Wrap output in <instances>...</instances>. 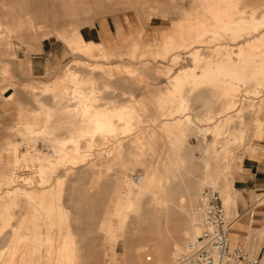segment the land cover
Instances as JSON below:
<instances>
[{
	"label": "rangeland",
	"instance_id": "1",
	"mask_svg": "<svg viewBox=\"0 0 264 264\" xmlns=\"http://www.w3.org/2000/svg\"><path fill=\"white\" fill-rule=\"evenodd\" d=\"M213 1L0 0V264H128L133 249L124 238L136 232L134 219L144 209L152 206L166 223L173 212L193 215L198 197L191 205L177 201L189 179L203 183L199 195L208 175L217 178L213 186L224 201L221 186L233 188L243 159L264 140V0L255 8L242 0L221 1L219 8ZM226 2L237 3L244 15L233 20ZM214 9L221 10L220 22ZM251 12L260 25L254 33L246 24ZM101 25L106 29L100 33ZM199 35L205 41L197 42ZM43 47L54 55L41 74H33L31 58L43 56ZM199 47L209 62L203 80L204 71L190 56ZM223 51L232 55L230 71L219 64ZM250 55L254 79L243 80L239 59L243 65ZM181 70L191 79L177 89L172 78ZM89 102L94 111L123 109L129 115L112 119L114 133L91 131L83 140L68 141L76 115L85 119L80 123L87 131L93 126ZM261 196L264 191L253 197ZM255 200L251 204L264 206ZM130 202L135 211L124 219ZM244 207L238 212L253 205ZM225 209L229 219L236 215ZM82 211L87 220H80ZM252 242L264 246V235ZM149 246L144 243L138 264L155 261Z\"/></svg>",
	"mask_w": 264,
	"mask_h": 264
},
{
	"label": "bare ground",
	"instance_id": "2",
	"mask_svg": "<svg viewBox=\"0 0 264 264\" xmlns=\"http://www.w3.org/2000/svg\"><path fill=\"white\" fill-rule=\"evenodd\" d=\"M98 1V0H97ZM209 1H212V0H206V2H209ZM221 1H225V0H214L212 3H211V6H215V7H219V6H221V4H220V2ZM258 1H260V0H242V3H243V6H245V7H251V8H255V6L257 5V4H259L258 3ZM230 4L231 3H227L226 2V4L224 3L223 5L224 6H230ZM239 7H241V6H238V4L236 3V6H234V5H232V7H227V8H225L226 10H230L231 8H232V10L234 11H232L231 10V12L229 11H226L227 13H228V15L230 16V17H233L232 19L234 20V18H235V15H236V17H240V15H244V14H242L241 12H239ZM264 7V6H263ZM220 8V7H219ZM236 10V11H235ZM242 11V10H241ZM214 12V13H213ZM213 12H211V13H213L214 15H215V17L214 18H216L219 22H220V19H222V17L220 16V12H221V10H219V11H217V10H213ZM249 13V12H248ZM227 16V15H226ZM238 17V18H239ZM250 20L246 23L248 26H249V28L252 30V32L254 33V32H256L257 31V25H259V24H257V23H255V18H256V15H255V13H250ZM245 18V17H244ZM216 20V21H217ZM223 20H225V19H223ZM232 20V21H233ZM238 20V19H237ZM241 20V19H240ZM15 21V20H14ZM231 22V21H230ZM240 22V21H239ZM235 23V22H234ZM234 23H231L232 25H234ZM245 23V22H244ZM243 23V24H244ZM224 25V24H223ZM226 25V24H225ZM231 25V26H232ZM238 25H239V23H238ZM240 25H242L241 23H240ZM228 26H230L229 25V23H228ZM227 26V27H228ZM230 26V27H231ZM247 26V27H248ZM219 27H220V25H219ZM230 27H228V28H230ZM239 27V26H238ZM244 28V26H241V28ZM246 27V26H245ZM259 28H260V25L258 26ZM221 28H222V25H221ZM226 28H224V30H225ZM239 29V28H238ZM245 29V28H244ZM247 29V28H246ZM250 29H248V30H250ZM220 30V29H219ZM227 30V29H226ZM231 30H232V28H231ZM241 30H243V29H241ZM218 31V30H217ZM216 31V32H217ZM230 31V30H229ZM233 32H234V29L232 30ZM244 31H246V30H244ZM215 32V33H216ZM220 32V31H219ZM241 32H243V31H241ZM236 33H237V30H236ZM223 34V33H222ZM229 34V33H228ZM238 34V33H237ZM241 34V33H240ZM224 35H225V33H224ZM231 35H233V33L231 34ZM242 35V34H241ZM219 36H220V33H219ZM219 36H217V37H219ZM230 36V35H229ZM234 36V35H233ZM240 36V35H239ZM215 37V36H214ZM223 37V36H222ZM222 37H220V39L222 38ZM238 37V36H237ZM213 38V37H212ZM201 39H202V35H199V36H197V42H200L201 41ZM214 39V38H213ZM215 39H217L216 37H215ZM230 40V39H229ZM202 41H205V40H203L202 39ZM201 41V42H202ZM253 42V41H252ZM224 43V42H223ZM251 43V42H250ZM217 44V43H216ZM215 44V45H216ZM229 44V43H228ZM249 44V43H248ZM214 45V46H215ZM224 45H225V43H224ZM213 46V47H214ZM212 47V48H213ZM217 47V46H216ZM215 47V48H216ZM228 47V45H227V42H226V47L225 48H227ZM214 48V49H215ZM218 48H220V47H217V49ZM225 48H223L224 50H227V49H225ZM195 49V50H194ZM193 49V52L191 53V51H190V53H191V55L190 56H192V58H193V60H194V63H196V65L200 68L201 67V69L204 71H202L203 72V74H204V76L203 75H201V74H199V75H201L200 76V78L199 79H201V80H203L202 78L203 77H205L206 78V76H207V74H206V72L207 73H209V62L207 61V62H204L203 60L205 59H203L201 56H199L200 54H199V52H200V47L199 48H194ZM217 49H215V50H217ZM214 50V51H215ZM220 50V49H219ZM238 50H240L239 51V54L238 55H241V53H242V51H241V47H238ZM111 51V50H110ZM221 52V51H220ZM224 52V51H223ZM262 52V51H261ZM260 52V54H263V53H261ZM218 53V55H219V52H217ZM221 55V54H220ZM231 53H229L228 51H225L221 56V59H220V62H219V64L220 65H222V66H224L225 68H226V70L227 71H230L231 69H232V67H235L233 64H234V62H233V60L231 59ZM255 55H257V54H255ZM259 55V54H258ZM264 55V54H263ZM263 55H262V57H263ZM261 56V55H260ZM215 57H216V55H215ZM251 57H253V55L251 56H249V57H247L245 60H246V63L245 64H243L242 65V63L244 62V59H242V60H240L239 59V63L238 64H241V66H239V73H238V75H239V78L241 77V79H243V80H252V79H254V72L252 71V67H253V65H252V61H250L249 59L251 58ZM261 57V58H262ZM220 58V57H219ZM207 59H208V57H207ZM211 59H212V56H211ZM216 60H218V59H216ZM212 61H214L215 62V58H214V60H212ZM262 61V60H261ZM211 63V62H210ZM112 64V63H111ZM215 64V63H214ZM217 64V63H216ZM212 65V64H211ZM211 67V66H210ZM224 68V69H225ZM244 69H248V70H244ZM182 70H184V69H182ZM180 71V72H177L178 74L174 77V78H172L173 79V81L175 80V84H174V86L173 87H175V85L177 84V87L180 85H187L188 83H190V76H188V78L186 77L185 78V76H186V74H185V76L184 75H182V73H183V71ZM191 70V69H190ZM212 70V69H211ZM188 70H186V72H187ZM194 71V68H192V72ZM222 71V70H221ZM247 71V72H246ZM242 72H243V74H242ZM247 73H248V75H247ZM169 74V73H168ZM184 74V73H183ZM194 74V73H193ZM193 74H189V75H191V77H192V75ZM240 74H241V76H240ZM111 75V74H110ZM197 77H198V75H197ZM74 78V77H73ZM196 78V77H195ZM238 78V79H239ZM256 78V77H255ZM76 79V78H75ZM198 79V80H199ZM197 80V79H196ZM201 80H199V82L201 83ZM206 80V79H205ZM85 81V80H84ZM256 81V80H255ZM191 82H192V80H191ZM195 82H197V81H195ZM203 82V81H202ZM87 83V82H86ZM185 83H187V84H185ZM198 83V82H197ZM204 83V82H203ZM203 83H201V84H203ZM179 84V85H178ZM200 84V85H201ZM206 84V83H205ZM105 85V84H104ZM190 85V84H189ZM188 85V86H189ZM198 84H196V86H197ZM78 86V85H77ZM179 86V87H180ZM199 86V85H198ZM74 87V86H73ZM177 87H175V88H177ZM183 87V86H182ZM192 87V86H191ZM194 87V86H193ZM54 88V87H53ZM174 88V89H175ZM67 89V88H66ZM177 89H180V88H177ZM177 89H175V90H177ZM193 89V88H192ZM196 89V88H195ZM194 89V90H195ZM198 89V88H197ZM200 89V88H199ZM65 90V89H64ZM74 90V89H73ZM90 90V89H89ZM173 90V89H172ZM191 90V89H190ZM75 91H76V89H75ZM79 91H81V90H79ZM92 91H93V89H92ZM177 91H179V90H177ZM78 92V91H77ZM83 92V91H82ZM91 92V91H90ZM89 92V93H90ZM176 92V91H175ZM228 93H229V91H227ZM74 93V92H73ZM89 93H88V95H89ZM177 93V92H176ZM228 93H226L227 95H228ZM76 94V93H75ZM80 94V93H79ZM91 94H93V93H91ZM169 94V93H168ZM230 94H231V91H230V93H229V96H230ZM78 95V94H77ZM82 95V94H81ZM84 96H85V94H83ZM88 95H87V97H88ZM94 95V94H93ZM173 95H174V92H173ZM200 95V94H199ZM74 95L72 94V97H73ZM84 96H83V98H81L82 96H78L79 98H81V99H85L84 98ZM179 96V95H178ZM77 97V98H78ZM91 97H92V95H91ZM90 97V98H91ZM94 97V99H95V96H93ZM199 97V96H198ZM226 97V96H225ZM76 98V99H77ZM228 98V97H227ZM92 99V98H91ZM94 99H92V101L94 100ZM97 99V98H96ZM141 99V98H140ZM90 99L88 98V101H89ZM139 100V99H138ZM87 101V100H86ZM142 101V100H141ZM183 101V100H182ZM230 101V100H229ZM128 102V101H127ZM134 102V101H133ZM80 103V102H79ZM92 103V105H93V103L94 102H91ZM129 103V102H128ZM131 103V102H130ZM136 104L138 103V102H135ZM111 104V103H110ZM142 104H143V101H142ZM91 104H90V102H89V106H90ZM92 105L90 106L91 108H89L90 110L92 109H94L93 107H92ZM143 105H145V104H143ZM87 107H89L88 105H86ZM86 106H85V108H86ZM124 106V105H123ZM122 106V107H123ZM107 107V106H106ZM112 107V106H111ZM136 107H138V106H136ZM144 107V109H146L145 108V106H143ZM85 108H84V110H85ZM100 109H101V107H99ZM140 108V107H139ZM100 109H98L97 111H94L93 110V112L91 113V115H90V118H91V122H92V124H93V126H91V127H89V129L90 130H88L87 131V128H85L84 126H82V124L83 123H80V121H82V120H80L79 119V116H77L76 115V117L78 118V120L75 118V119H73V122H72V129L70 130V132H71V135L69 134V140L68 141H73L74 140V142H75V139L77 140L78 138H85L87 135H88V133L89 134H91L90 132L92 131H98V133H100V134H98L97 132V134L100 136V135H102V131L103 130H107V131H111V132H113L114 133V128H113V126H112V123L111 122H113L112 121V119H114V117H118V118H125V117H127V115H129L128 114V112L129 111H126V110H123V109H121L120 110V112L119 113H117V110H116V113H112L113 111H115L114 109L112 110V112L110 111V109H108L106 112H104V110H100ZM106 109V108H105ZM125 109V108H124ZM69 110V109H68ZM88 110V109H87ZM86 110V111H87ZM138 110V109H137ZM136 110V111H137ZM142 110V109H141ZM98 111L100 112V111H102L103 113L101 114V113H98ZM140 111V110H139ZM145 111V110H144ZM67 112V111H66ZM78 112V111H77ZM77 112H76V114H77ZM82 112V111H81ZM85 112V111H84ZM83 113V112H82ZM79 114L80 116L81 115H83V114ZM86 113V112H85ZM84 113V114H85ZM89 114H90V112H88ZM106 113V114H105ZM236 114V113H235ZM58 115V114H57ZM60 115H62V114H60ZM67 115V114H66ZM55 116V115H54ZM86 117H88L87 115H85ZM84 116V118H86ZM236 116H237V114H236ZM58 117V116H57ZM73 117V116H72ZM230 117H231V115H230ZM56 118V117H55ZM156 118L158 119V117L156 116ZM130 119V118H129ZM132 119V118H131ZM232 119V118H231ZM65 120H66V118H65ZM85 120V119H84ZM82 121V122H85V121ZM127 121H128V119H126ZM132 120H134V119H132ZM156 120V119H155ZM230 120V119H229ZM233 120V119H232ZM87 121V120H86ZM135 121V120H134ZM50 122V121H49ZM55 122V121H54ZM117 122H118V120H117ZM116 122V125L118 124ZM230 122V121H229ZM232 122V121H231ZM230 122V123H231ZM86 123V122H85ZM123 123H125V122H123ZM127 123V122H126ZM128 123H130V121H128ZM133 123V122H132ZM131 123V124H132ZM232 123H234V121L232 122ZM64 124V123H63ZM115 124V123H114ZM138 124V123H137ZM54 125V124H53ZM57 125V124H56ZM60 125V124H59ZM68 125V124H67ZM83 125H85V124H83ZM87 125V124H86ZM85 125V126H86ZM129 125V124H128ZM89 126V125H88ZM125 126V125H124ZM123 126V127H124ZM53 127V126H52ZM54 127H55V125H54ZM70 127H71V125H70ZM115 127V126H114ZM117 127H119V126H117ZM130 127H131V125H130ZM127 129V127H124V129ZM63 129V128H62ZM228 129H230V127H228ZM49 130V129H48ZM53 130V129H52ZM59 131V130H58ZM100 131V132H99ZM117 131V130H116ZM120 131H121V128H120ZM228 131V130H227ZM53 132H55V131H53ZM104 132V131H103ZM111 132H109V133H111ZM94 133V132H93ZM112 133V134H113ZM117 133H119V131L117 132ZM108 134V133H107ZM111 134V135H112ZM115 134H116V132H115ZM142 134V133H141ZM54 135V134H53ZM117 135V134H116ZM90 136V135H89ZM93 136V135H92ZM94 136H95V134H94ZM143 136V135H142ZM147 136V135H146ZM88 137V136H87ZM106 138L108 137V136H105ZM90 138V137H89ZM101 138H102V136H101ZM56 139H57V137H56ZM103 139H105L104 137H103ZM81 140H83V139H81ZM91 140H93V139H91ZM89 141L88 140V142H86L88 145H90L89 144V142H92V141ZM55 141V140H54ZM57 141V140H56ZM58 141H60V139L58 140ZM96 141V140H95ZM62 142V141H61ZM64 142H65V140H64ZM97 142H98V140H97ZM63 143V142H62ZM70 143V142H69ZM92 143H94V142H92ZM91 143V144H92ZM54 144V143H53ZM61 144V143H60ZM59 144V145H60ZM77 144V143H76ZM75 144V145H76ZM78 144H80L79 143V141H78ZM97 144V143H96ZM103 144V143H102ZM57 145V144H56ZM62 147V146H61ZM78 148V147H77ZM77 148L75 147V149L77 150ZM63 149H64V147H63ZM184 149V148H183ZM78 152V151H77ZM69 153V152H68ZM186 153V152H185ZM73 154H74V152H73ZM50 155L53 157V156H55V155H53V153H50ZM149 155H150V153H149ZM180 155H181V153H180ZM184 155V154H183ZM73 156V155H72ZM72 156H70V157H72ZM188 156H190V153L188 154ZM155 158V157H154ZM193 158V157H192ZM190 159L191 160V163H192V161H193V159ZM151 159V158H150ZM188 160H189V158H187ZM189 160V161H190ZM194 162V161H193ZM195 163V162H194ZM149 165V164H148ZM198 165V164H197ZM147 166V165H146ZM146 166H145V168H146ZM187 166H189V165H187ZM192 166H194V165H192ZM143 167V166H142ZM189 167H191V166H189ZM199 167V166H198ZM204 167V166H203ZM186 168V167H185ZM202 168V167H201ZM190 169V168H189ZM144 170V169H143ZM187 170V169H186ZM15 171V170H14ZM13 171V172H14ZM197 171V170H196ZM144 172V171H143ZM187 172V171H186ZM200 172V171H199ZM198 172V173H199ZM200 173H202V172H200ZM196 174V173H195ZM13 175V174H12ZM189 175V171H188V174H187V176ZM190 175H191V173H190ZM193 176V175H192ZM7 177V180H8V182L10 183L11 182V180H13L11 177H8V176H6ZM19 177V176H18ZM194 177H196V176H194ZM194 177H192V178H194ZM133 181H135V182H139L140 180H141V178H140V176H133V179H132ZM178 180V179H177ZM72 181V180H71ZM184 181V180H183ZM206 181H207V185L208 186H205V187H212V188H214L215 186H213V185H216V184H218V179L217 178H215V177H212L211 179H209V175L206 177ZM74 183V182H73ZM224 183V182H223ZM77 184V183H76ZM203 184V183H202ZM202 184H199L198 182H195V180H193V179H189L187 182H185L184 183V194H183V197H181V198H178L179 200H177L179 203H181V204H183V206H184V204H187V205H191L190 203H193L195 200L194 199H197V197H198V191L201 189L200 187H202L201 185ZM105 185H107L108 186V184H105ZM143 185V184H142ZM172 185V184H171ZM222 185V184H221ZM71 186V185H70ZM176 187V186H175ZM204 187V188H205ZM103 187H101V189H102ZM140 188H143V186H141ZM99 189V188H98ZM97 189V190H98ZM167 189V188H166ZM170 189V188H169ZM175 189V188H174ZM173 189V190H174ZM215 189H217V188H215ZM75 190H77L78 191V189H75ZM104 190H105V188H103L102 189V191L104 192ZM177 190H179V189H176V192H178ZM181 190V189H180ZM218 190V189H217ZM221 190H222V195L223 196H227L228 194H230L231 192H232V186H229V187H227V184H226V186H224V184L221 186ZM73 191V190H72ZM168 191V190H167ZM170 191H172V190H170ZM12 192V191H11ZM97 192V191H96ZM100 192V191H99ZM102 192V193H103ZM151 192V191H150ZM174 192V191H173ZM218 192H219V190H218ZM77 193V192H76ZM98 193V192H97ZM97 193H96V195H97ZM156 193V192H155ZM154 193V196L156 197L157 195ZM172 193V192H171ZM220 193V192H219ZM158 194V193H157ZM176 194V193H175ZM181 194V193H180ZM70 195H71V192H70ZM103 195H105L104 193H103ZM148 195V194H147ZM166 195H167V193H166ZM179 195V194H178ZM221 195V194H220ZM150 196V195H149ZM169 196H170V203H172L173 204V199H174V195H170L169 194ZM68 197H69V193H68ZM100 198H101V196H99ZM147 197V196H146ZM159 197V196H158ZM178 197V196H177ZM69 198H71V197H69ZM98 198V197H97ZM103 198L104 197H102V201H103ZM142 198V197H141ZM152 198V197H151ZM163 198V197H162ZM222 198V197H221ZM85 199V198H84ZM144 199V197L142 198V200ZM140 200V199H139ZM96 201V200H95ZM100 201V200H99ZM99 201H97L98 202V204H99ZM131 201H133V200H131ZM144 201V200H143ZM77 202V201H76ZM122 202H124V200L122 201ZM222 202H223V205H224V208L226 207L225 206V204H224V201H223V199H222ZM96 203V202H95ZM131 204H130V206H129V209H127L128 211V213L126 212V214H125V218L124 219H126V218H128L129 217V213L130 212H133V211H135V205H134V203H132V202H130ZM77 205H81V202H78V203H76ZM85 204V203H84ZM86 204H87V202H86ZM101 204V203H100ZM140 204L141 205H143V203H141V201H140ZM139 204V205H140ZM146 204L148 205V201L146 202ZM95 205L96 204H94V207H95ZM117 205H118V203H117ZM120 205V204H119ZM146 205V206H147ZM165 205H166V201H165ZM88 206V205H87ZM86 206V207H87ZM98 206H100V205H98ZM97 206V207H98ZM104 206V205H103ZM174 206V205H173ZM175 206H176V204H175ZM151 207L152 206H150V208H146V209H144L143 210V213L142 214H140L138 217H137V219H134V221H132V224L131 225H133V222L135 223V226H136V232L134 233V231H133V229H131L132 231H129L128 233L129 234H127L128 236H127V239H125L124 238V240H126L125 242H127V245H128V248L129 249H133V252H132V254L130 255V257H129V259H128V264H138V262H139V259L141 258V256H139V253H140V251L141 250H144V243H148V245H150L149 247V249H150V251L152 252V255H154V258H155V261H153V264H184V262H183V250H184V247H185V245L181 248V246L179 245L180 244V242H182V241H184L185 239H186V237H188V241H190V240H192V239H194L198 234H199V230H200V228H199V222H200V215H199V213H198V211H197V208L195 207V211H194V213H193V215H184V213L182 212V211H180V212H173L174 214H175V216L170 220V222H169V220L167 221V223L166 222H164V221H162V222H160V218H159V216H158V214L155 212V210L154 209H151ZM171 207H172V205H171ZM182 207V206H181ZM117 208H118V206H117ZM120 208V207H119ZM175 208V207H174ZM227 208V207H226ZM140 209H142V208H140ZM173 209V208H172ZM175 210H177V209H175ZM183 210V209H182ZM185 210V209H184ZM183 210V211H184ZM226 210V209H225ZM85 211V210H84ZM84 211H82L83 213H84V215H82V217H81V219L80 220H82V221H84V220H87L88 218H87V216H86V214H85V212ZM87 211V210H86ZM186 211V210H185ZM140 212V211H139ZM165 212L168 214V212H170L169 211V207H167L166 208V210H165ZM106 213V212H105ZM116 214V213H115ZM170 216V215H169ZM172 216V215H171ZM136 217V216H135ZM132 218V217H131ZM95 220V219H94ZM93 220V221H94ZM128 220H130L131 221V219L129 218ZM92 221V220H91ZM90 221V223H92ZM101 222V221H100ZM129 222V221H128ZM130 223V222H129ZM95 224V223H94ZM92 225V224H91ZM130 225V226H131ZM88 226V225H87ZM98 227H99V225H98ZM132 227V226H131ZM102 228V227H101ZM87 229V228H86ZM128 229H130V228H128ZM88 231V230H87ZM163 241H164V244H163ZM187 242L185 241V244H186ZM146 246V245H145ZM147 250V249H146ZM55 253V252H54ZM140 257V258H139ZM147 258V260L149 259V260H151V257H146ZM142 263V261L140 262V264Z\"/></svg>",
	"mask_w": 264,
	"mask_h": 264
},
{
	"label": "built area",
	"instance_id": "3",
	"mask_svg": "<svg viewBox=\"0 0 264 264\" xmlns=\"http://www.w3.org/2000/svg\"><path fill=\"white\" fill-rule=\"evenodd\" d=\"M196 208L200 215V230L185 244L184 264H264L263 258L246 245L232 242L231 228L238 219L228 218L217 189L203 188Z\"/></svg>",
	"mask_w": 264,
	"mask_h": 264
},
{
	"label": "crops",
	"instance_id": "4",
	"mask_svg": "<svg viewBox=\"0 0 264 264\" xmlns=\"http://www.w3.org/2000/svg\"><path fill=\"white\" fill-rule=\"evenodd\" d=\"M47 20L48 18L46 17L45 21ZM49 20L52 21V18ZM104 26H99L98 32L101 33V29H106ZM42 50L44 52L43 56L31 58L33 74H41L49 62L48 55H54L53 51H46L44 47ZM257 191H264V140L256 143L252 153L245 156L236 173L232 192L227 196H223L224 204L228 211H231L232 214L236 213L233 218L237 217L238 221H240L249 213L246 222L237 224V221L232 226L231 239L237 241L238 244L246 245L254 254L264 258V246L259 247L257 243L252 242L257 237L264 235V206L254 205L256 203L251 204L255 200L253 196L256 195ZM241 196L242 199H240ZM263 197H259L260 199L256 198L255 202L264 200ZM245 203L247 206L253 205V207L249 211L246 210L244 213H239L238 211L244 210Z\"/></svg>",
	"mask_w": 264,
	"mask_h": 264
}]
</instances>
